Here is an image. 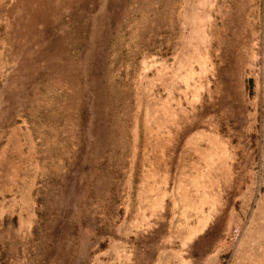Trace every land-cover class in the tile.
I'll use <instances>...</instances> for the list:
<instances>
[{
    "label": "rangeland",
    "instance_id": "obj_1",
    "mask_svg": "<svg viewBox=\"0 0 264 264\" xmlns=\"http://www.w3.org/2000/svg\"><path fill=\"white\" fill-rule=\"evenodd\" d=\"M201 129L238 185L171 221L151 165ZM259 215L264 0H0V264H235Z\"/></svg>",
    "mask_w": 264,
    "mask_h": 264
},
{
    "label": "crops",
    "instance_id": "obj_2",
    "mask_svg": "<svg viewBox=\"0 0 264 264\" xmlns=\"http://www.w3.org/2000/svg\"><path fill=\"white\" fill-rule=\"evenodd\" d=\"M175 142L173 140V144L168 148L169 155L167 158H162L159 162L155 161L151 165L153 175H156L157 179L152 187V201L150 203L151 205L164 208L169 207L171 210V221H173L174 209L178 207L179 210L183 209L185 205L197 206V204L202 203V200H205L204 206L202 205L203 207H201L197 217V220L201 221L204 215L209 212L208 209L212 202H215L214 200H220L219 203L216 202L217 207L221 204L227 205L229 203L227 201V193L234 191L238 185L232 165L233 161L228 156L229 149L226 142L220 135L211 132L209 129H201L196 134H191L186 138L183 145L185 151L184 158L183 156H179L178 147L175 145ZM185 181L191 182L193 188L190 187V184H187L186 188L181 187ZM194 182L197 184L195 185ZM248 187L246 186V189H249ZM192 189L199 191L200 199L196 200L194 194L192 195ZM186 190L190 192L188 193ZM181 191L185 192L184 197L179 193ZM231 209L230 213L234 214L233 208ZM165 210H161L158 214L162 215L163 213L161 214V212H165ZM230 213L225 217V221L228 223H230ZM217 216L214 218L216 222L219 220ZM255 221L258 222L256 223L257 229L252 232L249 231V234L251 233L249 236L254 238L256 235L264 236V215H259ZM205 226L206 224L197 229L195 244L199 239L206 238L208 231L213 230L212 225H209L202 232ZM171 236L173 235H169V237ZM229 248L231 249V254H233L235 247L231 246ZM217 253L219 252L217 251ZM241 253L243 254V261L233 263L264 264V247L262 250L256 251L250 247H242Z\"/></svg>",
    "mask_w": 264,
    "mask_h": 264
}]
</instances>
